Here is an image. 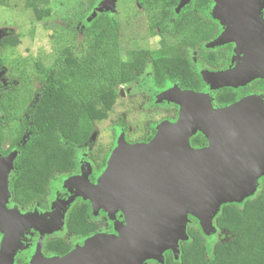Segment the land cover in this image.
Here are the masks:
<instances>
[{
	"label": "trees",
	"instance_id": "obj_1",
	"mask_svg": "<svg viewBox=\"0 0 264 264\" xmlns=\"http://www.w3.org/2000/svg\"><path fill=\"white\" fill-rule=\"evenodd\" d=\"M6 2L0 0V4ZM139 2L149 14L151 33L159 38L156 49L121 52L118 22L101 12L82 28L77 44L66 48L51 65H36V88L27 92L15 84L0 88V151H17L9 180L11 199L17 204L46 207L51 183L77 169V148L88 143L96 122L107 117L120 94L119 87L135 83L147 63L157 88L169 80L180 89L194 91H201L204 85L193 56L198 64L213 69L225 65L230 45L217 50L203 45L218 33L216 25L201 16L211 0H190L175 15L173 9L179 0ZM46 3L47 0L24 1L37 19L49 14ZM92 6L93 0H88L81 15ZM16 44V37L0 39V46ZM259 91L264 92L262 78L241 87L223 88L216 92L213 104L223 106ZM119 125L126 128L120 121ZM148 128L140 140L151 139L155 129L153 125ZM189 141L192 146H201L206 144V137L196 133ZM105 152L102 148L91 151L95 168L103 166ZM258 183L252 196L219 206L212 224L217 231H225L227 239L216 241L207 252L203 234L187 224V239L179 240L178 257L166 250L162 263L149 264H264V176ZM90 208L85 201L71 204L65 215L67 233L80 238L97 232L99 224L91 219ZM70 248L63 237L48 239L43 245L46 253L58 256Z\"/></svg>",
	"mask_w": 264,
	"mask_h": 264
},
{
	"label": "water",
	"instance_id": "obj_2",
	"mask_svg": "<svg viewBox=\"0 0 264 264\" xmlns=\"http://www.w3.org/2000/svg\"><path fill=\"white\" fill-rule=\"evenodd\" d=\"M188 1L180 0L177 6ZM260 2L213 0L210 12L224 28L208 44L232 42L234 65L221 71L202 70L212 87H241L257 77L264 79ZM167 87L166 96L179 105L176 122H161L145 143L118 139L103 185L89 183L85 174L70 180L76 194L123 212L126 224L119 227L121 234L95 233L83 246L61 256L39 258L34 264H145L149 259L162 263L166 250L178 257V242L187 239V214L211 225L221 204L241 202L254 193L256 180L264 176V103L259 95L214 107L205 93L172 83ZM197 130L207 136L205 147L190 144ZM12 158V154L0 157V230L5 240L0 264L11 263L22 229L55 226V217L26 216L6 208L5 172Z\"/></svg>",
	"mask_w": 264,
	"mask_h": 264
},
{
	"label": "rangeland",
	"instance_id": "obj_3",
	"mask_svg": "<svg viewBox=\"0 0 264 264\" xmlns=\"http://www.w3.org/2000/svg\"><path fill=\"white\" fill-rule=\"evenodd\" d=\"M24 1L7 0L6 4H0V39L4 37L17 38V44L13 47L0 46V88L13 84L24 92H27L31 87L36 88L38 86L35 76L36 65L42 67L51 65L57 56L64 54L66 48L77 44L81 38L82 28L101 12L117 16L121 35V52L132 48H155L157 46L156 38L150 36L147 30L149 14L141 11L139 0H93V6L84 15H81V12L88 0H47L44 6L46 5L50 12L41 19L35 17L32 10L25 6ZM179 9L178 6L173 9L174 15ZM213 18L221 21L214 16ZM216 47H211L208 43L205 44L207 49ZM119 88L122 92L118 95L107 117L96 122L88 143L76 150V157L80 163V176L92 168H90L89 160L91 151L100 148L107 150L105 164L95 178L97 185H101L108 176L110 171L108 160L116 148L118 139H123L127 144L148 142L140 141V138L145 136L149 129L148 125H153L156 132L157 126L161 122H176L178 117L179 105L166 96L167 86L161 89L153 86L148 64L145 70L138 75V80L135 83L122 85ZM215 89L205 82L204 93L210 102ZM258 95L264 103V94ZM119 121L124 123L126 128L119 125ZM196 133L207 138L204 132L197 130L193 135ZM194 148L200 147L195 146ZM72 178L74 177L61 175L52 182V186L50 185L56 198L49 199L47 216L50 217H45L46 219L55 217V220L53 219L55 226L50 229H38V234L44 237H63L70 243L74 242L71 244L75 248L83 246L85 240H74L66 232L63 224L66 209L78 196L81 197L73 192L72 186L69 184ZM258 180H256L254 193L258 189ZM64 188H67L68 197L67 195L62 197ZM81 198L86 199L83 196ZM90 202L91 218L103 222L99 233L119 236L121 234L119 227L126 224L123 212L117 206L111 209L107 205ZM187 218L186 226L187 224L194 225L205 237L207 252L216 241L228 238L225 231H217L212 223L209 225L201 222L199 218L191 214H187ZM149 261L155 260H146L145 264H149Z\"/></svg>",
	"mask_w": 264,
	"mask_h": 264
},
{
	"label": "flooded vegetation",
	"instance_id": "obj_4",
	"mask_svg": "<svg viewBox=\"0 0 264 264\" xmlns=\"http://www.w3.org/2000/svg\"><path fill=\"white\" fill-rule=\"evenodd\" d=\"M180 1V0H179ZM190 1V0H189ZM188 1V2H189ZM187 2V3H188ZM179 3V2H178ZM261 6H260V17L261 18H263L264 19V0H261ZM212 4H213V0H211V2H210V4H209V6L206 8V9H204V11H202L201 12V16L205 19V20H208V21H210L211 23H213V24H215L216 25V27H217V30H218V33L211 39V40H209V41H207V42H205L203 45H204V47H205V44L206 43H209V42H211L212 40H214L220 33H221V31H222V29L224 28V23L223 22H219V21H217L216 19H214L213 18V15H212V12H210V7H212ZM140 9H141V11L144 13V12H146V10L144 9V6L141 4V2H140ZM178 5V4H177ZM176 5V6H177ZM183 7V6H182ZM181 7V8H182ZM104 13H106V14H108L107 12H104ZM208 13V14H207ZM177 14V13H176ZM109 15H111V16H113V17H115L116 18V20H117V22L119 21L118 20V18H117V16L115 15V14H109ZM175 17V16H174ZM173 21H170L169 23H168V28H170L171 29V27H172V23ZM223 23V24H222ZM118 28H119V23H118ZM148 33L150 34V36H153V37H155L156 38V40H157V46L155 47V48H147V49H156L157 47H158V41H159V38H158V36L157 35H154L153 33H151V31H150V29H149V26H148ZM227 45H230L231 47H230V51H229V58L226 60V63H225V65L223 66V67H221V68H219V69H213V68H210V67H208V65H205V64H203V65H201V64H198V61H196V59L194 58V56L192 55L193 54V52L192 51H190V53H191V56H193V60H194V62L196 63V65H198V71H199V73H200V75H201V78H202V80H203V88H202V90L201 91H196V92H200V93H204V90H205V81H204V79H203V77H202V74H201V71L202 70H208V71H221V70H225V69H227L229 66H233L234 64L232 63V53H233V47H234V44L232 43V42H228V43H225V44H223V45H220V46H217L216 48H214V49H212V50H217V48H219V47H221V48H226V46ZM138 48H144V47H138ZM125 52V51H124ZM148 65H149V68H150V78H151V67H150V63H147ZM146 64V65H147ZM200 65V66H199ZM146 67V66H145ZM144 70H145V68H144ZM143 70V71H144ZM142 71V72H143ZM256 80V79H255ZM254 81V80H253ZM152 82V81H151ZM252 82V81H251ZM251 82H249V83H247V84H250ZM167 83H172V84H175V83H173V82H171V81H169V80H167L166 82H165V84L162 86V87H160V88H158V89H161V88H164L165 86H167ZM153 84V83H152ZM176 85V84H175ZM153 86H154V84H153ZM154 87H156V86H154ZM237 88V87H230V86H220V87H218V88H216L214 91H213V95H212V105L214 106V107H223V106H226V105H228V104H231V103H234V102H236V101H238V100H240V99H242L243 97H245V96H247V95H249V94H264V92H249V93H247V94H245L242 98H240V99H237L236 101H234V102H231V103H227V104H225V105H223V106H215L214 104H213V100H214V96H215V94H216V92H219L220 90H222L223 88ZM157 88V87H156ZM189 90H191V89H189ZM194 91V90H193ZM122 92V90L120 89L119 90V93H121ZM174 109H176L177 110V108H174ZM24 139H26V135L25 136H23V140ZM140 141H143V140H140ZM144 142V141H143ZM206 144H207V138H206ZM206 144H204V145H201V146H197V147H202V146H205ZM193 147H195V146H193ZM105 151H107V150H105ZM14 152H15V155H14ZM106 153V152H105ZM13 155V158H12V165H11V167H9V169H7L6 170V178H7V192L9 193V195H8V197H7V200H6V202H5V206H6V208L7 209H10V210H16L19 214H24V215H26V216H35V217H44V218H46L45 216H47L48 215V211H49V199L51 198H56V194H55V196H54V194H53V192L51 191V186H49V193H48V196H47V204H46V207H42V206H38V205H35V204H28V205H19V204H17L15 201H13L12 199H11V193H10V191H9V180H10V177L12 176V174H13V172H14V166H13V161H14V159H15V157H16V155H17V151L15 150V149H12V150H10V151H8V152H6V150H2V151H0V157H2V158H7L8 156H10V155ZM90 155H91V153H89V160H90V168L91 169H89V171L87 172V173H85V175H86V179H87V181L89 182V183H91V184H95V178H96V176H97V174H98V172H100V170L102 169V167H100L99 169H97V168H95V166H94V160L90 157ZM77 162H78V160H77ZM104 164H105V162H104ZM103 164V165H104ZM79 166H80V163H78V165H77V169L73 172V173H70V174H67V175H64V176H70V177H78V176H80V174H79V172H80V170H79ZM91 170V171H90ZM95 172V173H94ZM52 184V183H51ZM69 184L71 185V181H69ZM72 186V189H73V192H75V194L77 193L76 191H77V188L75 187V186H73V185H71ZM62 192V191H61ZM63 192H64V194H62V197L63 196H65V195H67V197H68V194H67V188H64V190H63ZM66 197V198H67ZM82 197V196H81ZM81 197H77V199H75L72 203H74V202H76V201H85L86 203H89L90 204V206H91V202L89 201V199H82ZM83 198H85V197H83ZM71 203V204H72ZM71 204L69 205V207L71 206ZM68 207V208H69ZM67 208V209H68ZM67 209H66V211H65V214H64V219H63V224H65V215H66V212H67ZM91 209V212H92V207L90 208ZM47 217H50V216H47ZM92 219V218H91ZM93 220V219H92ZM94 222H96V223H98L99 224V227H98V230H97V232H92V233H90V234H88V235H85L84 237H75V236H73V235H71V234H69V235H71L72 237H73V239L74 240H77V241H80V240H86L88 237H90V236H92V235H94L95 233H99L100 232V229L102 228V221H96V220H93ZM64 229H65V225H64ZM66 230V229H65ZM57 231V230H56ZM67 232V231H66ZM55 237H58V236H48V237H44V236H39V234H38V229H35L34 227H29V228H24V229H22V231L19 233V235H18V247L15 249V251L13 252V256H12V260H11V263L10 264H34V261H36L37 259H39V258H41V259H46L47 257H49L50 255H54V256H58V255H56V254H53V253H46L44 250H43V245H44V242L46 241V240H48V239H52V238H55ZM68 241V240H67ZM69 243H70V241H68ZM2 243L4 244L5 243V240L3 241V231H1L0 230V250H1V245H2ZM72 244H74V242H71ZM70 243V244H71ZM72 244H71V248H70V250L73 248V246H72ZM76 244V243H75ZM37 249H39V250H37ZM69 250V251H70ZM39 251V253H37ZM171 251V250H170ZM68 252V251H67ZM66 252V253H67ZM2 255H1V257L2 256H4L3 255V253L4 252H0ZM49 255V256H48Z\"/></svg>",
	"mask_w": 264,
	"mask_h": 264
},
{
	"label": "bare ground",
	"instance_id": "obj_5",
	"mask_svg": "<svg viewBox=\"0 0 264 264\" xmlns=\"http://www.w3.org/2000/svg\"><path fill=\"white\" fill-rule=\"evenodd\" d=\"M125 159H126V162H127V160H129V157L127 156ZM124 180H125V178H124Z\"/></svg>",
	"mask_w": 264,
	"mask_h": 264
}]
</instances>
